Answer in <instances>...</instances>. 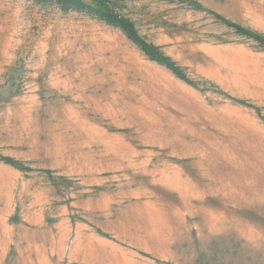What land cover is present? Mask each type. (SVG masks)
<instances>
[{"label": "rangeland", "instance_id": "1", "mask_svg": "<svg viewBox=\"0 0 264 264\" xmlns=\"http://www.w3.org/2000/svg\"><path fill=\"white\" fill-rule=\"evenodd\" d=\"M0 0V264H264V0Z\"/></svg>", "mask_w": 264, "mask_h": 264}, {"label": "trees", "instance_id": "2", "mask_svg": "<svg viewBox=\"0 0 264 264\" xmlns=\"http://www.w3.org/2000/svg\"><path fill=\"white\" fill-rule=\"evenodd\" d=\"M67 3H76L81 9L89 10L99 14L101 18H104L105 21L125 33L127 38L139 47L143 52H145L150 57L155 58V60L173 72L178 78L188 81L185 73L180 69L170 58L162 54L157 48L150 46L138 33L133 25V23L119 15H114L111 10L105 8V10L99 11L95 10L90 6L85 5L81 0H64ZM235 30L239 33L245 34L250 39L257 41L260 45V48L264 50V37L259 35L252 34L250 31L240 27L235 26ZM0 160L5 161L8 164L15 165L13 160H10L2 155H0Z\"/></svg>", "mask_w": 264, "mask_h": 264}]
</instances>
